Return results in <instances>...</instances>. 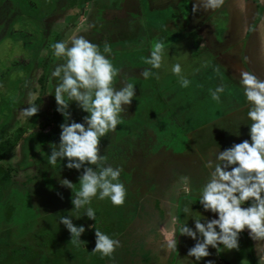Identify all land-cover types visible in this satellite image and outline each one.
Wrapping results in <instances>:
<instances>
[{
    "label": "rangeland",
    "instance_id": "1",
    "mask_svg": "<svg viewBox=\"0 0 264 264\" xmlns=\"http://www.w3.org/2000/svg\"><path fill=\"white\" fill-rule=\"evenodd\" d=\"M11 1L6 0L0 6V25H4V29L0 32V117L3 118L2 111L7 107L6 101L18 97L23 89L22 78L26 76L24 65L33 62L34 69L25 90L26 97L15 109L5 139L14 137L22 127H26L27 131L16 148L2 159V162L7 167L17 166L13 174V182L21 189H30L35 203L40 205L41 214L32 220V223H35L33 229H30L29 224L19 223L15 226L8 225L9 227L3 224L4 226L0 228V261H6L9 252L12 255L14 253L13 258L17 256L19 258L21 249L23 254L29 253L27 261L31 262L30 264H172V261L175 262L173 264H207L209 260L213 261V264L231 263L225 261L226 259H230L233 264H253V258L257 264H264L258 255L260 245L256 248L248 229L240 234L239 249L227 250L222 245L217 249L210 246L211 255L208 257L197 261L194 257L188 256L189 249L195 245L196 241L180 234L179 225H188L195 229V218L206 222L208 219L218 218V215L205 210L199 202L200 191L206 182H198L202 176L201 169L193 164L196 160L195 156L192 153L187 154L186 149L190 145L189 138L186 135L183 136L182 129L178 127L174 118L172 119V114L167 110L168 106L163 98V96L175 93L172 91L174 89L169 87L179 78L171 70L161 71L162 74L152 70L158 74V79L156 76L143 79L142 76L130 71H125L123 74L120 72L116 79V83H121L122 86L125 82L136 86L133 105L137 109V117L131 120V126L125 127L123 122L118 125L115 132L109 133L112 139L109 143L112 144L111 146L108 147L109 144L104 142L101 143L102 154L107 156V163L113 167L122 168L120 182L127 189L123 206H114L107 198L104 200L94 198L90 205L76 210L72 203L73 190L62 186L60 180L64 178L71 180L75 184V189L78 190L81 172L78 173L74 169L75 173L71 175L73 169L65 167L67 171L62 168L55 176L51 170L49 175L52 176L45 179L42 173L47 166L48 154L37 155L27 166L28 147L30 143H39L38 137L41 132L46 135L52 134L55 140L60 138V135L54 132L52 124L43 126L45 115L58 112L54 94L55 87L60 81L52 77L51 73L57 64L63 61L54 56L51 46L62 41L60 37H57L58 34L62 33L63 36L67 30L73 32L72 24H75L81 16L79 14L76 17V14H72L67 18V23L62 22V25L54 26L52 32L48 26V19L46 20L43 14L45 10L54 8L56 0H13L12 2L17 6L14 8L16 11H11ZM80 1L69 0V5L72 6ZM128 11L125 10V13L129 14ZM138 16L141 17L140 14ZM63 17L59 18L63 19ZM131 17L128 21L116 26L118 34L127 30L131 31V27L132 30L134 27L143 30L139 27L141 19L133 15ZM77 25L79 26V23ZM9 27L10 30H8ZM89 35L92 37L91 33ZM65 36L67 38L69 35L65 34ZM141 38L130 36L115 41L105 39L99 44L94 39L90 41L99 45L101 51L105 44L110 45L113 50L110 58L114 65L121 69L120 63L124 65L130 60L139 62L138 64L144 67L148 66L144 63V60L148 58L147 52L142 50L145 40ZM40 46L41 49H39ZM170 46L172 50H176L174 46ZM182 48L180 43L177 51L168 50L165 53L167 57H164L169 60V67H173L176 63L181 64L182 75L192 81L197 79L193 75L194 60L188 61V54ZM38 51L39 53L36 54ZM45 69L51 72L47 82L48 88L40 106V112L45 115L32 119L23 115L22 109L29 107L30 102L34 104L39 96L41 92L39 79ZM122 75L123 79H121ZM194 88L191 89L190 85L182 87L179 89L182 91L180 95H173V98L175 96L181 99H195L196 103L200 102L199 111L205 112L206 103L201 102L203 99L200 97V89ZM187 105L184 104V106ZM69 111L71 119H76V122H83L84 116L88 115L78 107L75 101L70 102ZM194 112L196 115V109ZM138 127L141 128V132L145 127L144 132L147 134L138 133L140 129ZM128 132L131 133L132 139H137L142 134L145 135L140 138V141L131 142V144L135 143L134 147H131L130 143L122 142L127 139L122 140L123 134H128ZM117 138L122 141H116ZM67 162V158L63 161L58 159L56 165L62 164L63 166ZM185 188L189 189V192L185 191ZM23 192L21 191V198L26 196ZM52 194H56V197L63 195V201L59 203V206H53L51 209L44 207L43 198L52 197ZM65 199V205H62ZM89 206L95 210L96 220L86 216V208ZM185 207L189 208L188 213L184 212ZM69 215L72 216L74 224L83 225L86 228L81 236L82 241L79 247L71 244L69 230L60 223L62 216ZM1 218L3 222L7 221V214L3 209L0 210ZM96 228L121 241V246L117 248L112 257H102L100 253L93 251L96 244ZM169 237L177 241L175 250L169 251L166 247L165 242ZM29 244L32 246H28ZM231 251H233L232 254H230ZM22 257L27 258V255Z\"/></svg>",
    "mask_w": 264,
    "mask_h": 264
},
{
    "label": "clouds",
    "instance_id": "2",
    "mask_svg": "<svg viewBox=\"0 0 264 264\" xmlns=\"http://www.w3.org/2000/svg\"><path fill=\"white\" fill-rule=\"evenodd\" d=\"M223 4L224 0H199L193 6V12L201 7L215 10ZM51 47L54 56L63 61L57 64L51 76L60 81L54 95L57 111L64 115L65 122L60 125L62 131L59 143L51 145L48 162L55 167L58 159L63 161L67 158L68 169H83L78 190L71 180H60L62 186L73 190L72 203L76 210L90 205L94 198H107L114 206H123L127 189L120 182L122 168L107 163V156L102 154L101 140L123 123L121 114L132 104L136 86L129 82L120 88L115 86L121 69L110 58L113 50L108 44L101 51L99 45L78 35L67 42H56ZM164 54V42L154 41L150 56L144 60L145 64L151 66L141 73L145 79L152 76L159 78L152 69L162 67ZM171 71L179 78L182 87L190 85L191 81L182 75L181 64H174ZM239 83L248 102L250 140L233 143L223 151H216L215 159H208L206 166L210 174L200 191L199 202L205 210L217 214L218 218L206 222L195 218V229L188 225L178 227L180 234L196 241L189 249L188 256L197 261L211 255L210 246L239 249V237L245 229L249 230L253 240L264 241V78L241 70ZM209 91L211 98L219 103L225 86L220 85ZM72 101L88 113L83 122L71 119L69 108ZM29 105L22 109V114L31 118L38 113L39 108L31 102ZM185 191L189 189L185 188ZM189 211L188 207L184 208L185 213ZM85 214L89 219L96 220V212L92 207H87ZM71 217L62 216L60 223L69 230L71 244L79 247L86 228L74 224ZM95 236L93 251L102 257H112L121 246L119 239L110 237L99 228H96ZM165 243L169 251L177 247L176 239L171 237ZM207 264H213V261L209 260Z\"/></svg>",
    "mask_w": 264,
    "mask_h": 264
},
{
    "label": "crops",
    "instance_id": "3",
    "mask_svg": "<svg viewBox=\"0 0 264 264\" xmlns=\"http://www.w3.org/2000/svg\"><path fill=\"white\" fill-rule=\"evenodd\" d=\"M198 2L199 0H81L71 6L69 0H60V5L56 4L50 9L45 18L52 31L54 26L67 23V18L72 14H76V17L80 14L81 17L72 24L73 32L67 30L63 36L62 33L58 34L57 37L66 42L78 35H83L88 40L94 39L97 44L105 39L115 41L137 36L145 40L142 50H146L148 57L156 40L164 42L165 53L172 50L170 45L176 48L172 51H177V46L181 43L182 49L188 54V61L194 60L192 64H195L193 75L197 79L191 81V89H200V97L203 99L201 102L206 103V111H199L200 102L196 103L195 99L173 98V95L179 96L182 92L179 90L182 88L179 79L169 87L175 93L163 98L172 119L182 129L183 136L189 138L187 154L195 156L193 164L201 169L202 176L198 182H207L210 169L206 162L210 158L215 159L216 151H223L233 143H240L245 139L250 140L248 102L239 83V73L245 70L264 78V0H224V4L215 10H204L201 7L193 12V6ZM125 10H129V14ZM132 15L141 19L139 27L143 30L135 27L132 30L131 27V31L118 34L116 26L131 19ZM60 16H64L63 19ZM65 34L69 36L66 38ZM138 63L131 60L124 65L120 63L121 73L130 71L142 76L145 68H151L150 65L144 67ZM169 66V60L164 57L162 67L152 70L159 73L169 71L172 69ZM123 77L122 75L121 79ZM220 85L225 86V91L220 94L221 101L217 103L211 98L209 90H215ZM115 86L123 87L121 83H116ZM188 103L190 104L187 105ZM124 113L128 116L136 113L133 102ZM195 183L197 184L196 180ZM254 242L256 248L260 245L258 255L264 262V241ZM232 253L233 251L230 252Z\"/></svg>",
    "mask_w": 264,
    "mask_h": 264
},
{
    "label": "trees",
    "instance_id": "4",
    "mask_svg": "<svg viewBox=\"0 0 264 264\" xmlns=\"http://www.w3.org/2000/svg\"><path fill=\"white\" fill-rule=\"evenodd\" d=\"M5 1L6 0H0V6H2ZM12 1H11V3H12L11 11L15 10L14 8L17 7V6L14 5V3ZM55 6H56V2H55ZM49 13H50L49 10H45L44 14H43L44 17L48 16ZM3 29H4V25H0V32ZM12 29H13V27H12ZM8 30H10V27L8 28ZM39 49H41V46H40ZM39 51L36 54H38ZM25 65H24L23 69H25L26 76L24 78H22L23 79V82H22L23 89H22V91H21V93L19 94L18 97L11 98V99L6 101L7 102V107H6L5 110H7V112H4L5 110L2 111L3 118L0 117V210L3 209L5 211V214H7V221L6 222H3L2 218L0 219V228H2V226H4L3 224H6L7 227H9V226H12V225L15 226V225L20 223V224H23V225L29 224L30 229H33L35 223H32L33 222L32 220H35L37 218V216L39 214H41L40 207H39L40 205L35 203V198H33L31 196L30 189H28V188H22L21 189L20 187H18V186H16L14 184V182H13L14 181L13 174H14V171L17 170V166L14 165L12 167H9V166L7 167L2 162L3 161L2 159L6 158L8 156V154L14 148H16V146L18 145L19 141L23 137L24 133L27 131L26 127L25 128L22 127V128L19 129L18 133H16V135L14 137H12L11 139H7V140L5 139L6 131L8 129L9 124L13 120L15 109L19 107L20 103H22L23 100L26 97L25 96L26 95V91L25 90L27 88V84H28L29 79L31 77V74L33 72L32 70L34 69V63L33 62L27 63ZM50 73H51L50 70L48 71V69H45L44 72H43V75L39 79V81L41 83V92H40L39 96L36 98V100L34 102V104L39 108V111H38V113L36 115L31 117L32 119L33 118L37 119L41 115H43V116L45 115L43 112H40V108H41L40 106L42 105L43 96H45L47 88H48V83L47 82H48V78H49ZM124 114L122 113V115H121L122 118H123V122L125 124V125L123 124V126H125V127L131 126L132 125L131 124V120L133 118L137 117L136 116L137 115V109H136V113L134 115H132V116L126 117L127 114L125 116H124ZM45 116H46V119L44 121L43 126L52 124L54 132L57 133L58 135H60V133L62 131V129L60 128V125L65 122L64 115L61 114L60 112H54V113H52L50 115H45ZM74 120H76V119H74ZM68 122H71V120H69ZM138 128H140V127H138ZM136 129H137V127L135 128V131H136ZM138 130H139L138 133H140L141 132V128L138 129ZM144 130H145V127L142 128V132L141 133H145ZM145 134H147V133H145ZM145 134H142V135L138 136L137 139H132L131 133L128 132V134L125 133L122 136L123 137L122 140L127 138L125 141H122V140H120L118 138L116 139V141L128 142V143H130L131 147H134L135 143L131 144V142L140 141V138H142L143 135H145ZM57 139H59V140H55L54 136L52 134H47L46 135V134H44V132H41L39 137H38L39 143L38 144H34V143L31 144L30 143V147H28V151H29L28 160L29 161L26 163L27 166H28V164L32 163V160L35 159L37 157V155H40V154L46 155V154H48V156H49L50 153H51V149H50L51 145L53 143L57 144L60 141V138H57ZM111 140L112 139H110V134L108 133L107 136L102 138L101 143L104 142V143L109 144V143L112 142ZM113 141H114V139H113ZM113 143H115V141ZM111 145L109 144L108 147L111 146ZM114 145H116V144H114ZM46 164H47V166L44 168L43 173H42V174H44L45 179H47L51 175V174L49 175V172L51 170H52L54 176L62 168L65 171H67L66 168H65L67 163H65L63 166H62V164L55 165V167H53L47 161H46ZM21 167H24V165H21ZM56 170H58V171H56ZM75 170L78 173L82 172V169L81 170L75 169ZM75 170L74 169L72 170L71 175L75 173ZM65 171H64V173H65V175H67V172H65ZM28 179L31 180L30 177H28ZM44 187H46V186L44 185ZM61 189L64 190L62 187H61ZM21 191H24L23 193L26 194L25 197L21 198V195H20ZM64 192H66V191L64 190ZM43 199H44V203H45L44 207H49L51 209V208H53V206H59V203L61 201H63V195H57V197H56V194H52V197L48 196V197L43 198ZM65 202H66V199H65V201H64V203L62 205H65ZM28 246H32V245L29 244ZM8 254H9V256L6 255L7 256L6 261H0V264H30L31 263V262L27 261V259L29 257L28 256L29 253H24L23 254L21 249H20L19 258H18V256L13 258L14 253H13V255L10 252ZM25 254L27 255V258L22 257ZM223 259H226V258H223ZM16 261H18L19 263L18 262L16 263ZM225 261L232 262V261H229V259H226ZM253 262H254L253 264H257L255 258H253ZM173 263H175V262L172 261V264Z\"/></svg>",
    "mask_w": 264,
    "mask_h": 264
},
{
    "label": "flooded vegetation",
    "instance_id": "5",
    "mask_svg": "<svg viewBox=\"0 0 264 264\" xmlns=\"http://www.w3.org/2000/svg\"><path fill=\"white\" fill-rule=\"evenodd\" d=\"M56 4H57V6H59L60 5V0H56Z\"/></svg>",
    "mask_w": 264,
    "mask_h": 264
}]
</instances>
